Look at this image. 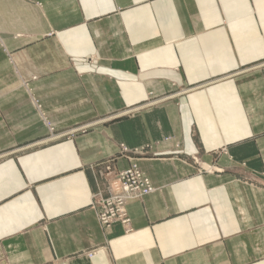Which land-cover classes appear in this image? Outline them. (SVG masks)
<instances>
[{"label": "crops", "instance_id": "1", "mask_svg": "<svg viewBox=\"0 0 264 264\" xmlns=\"http://www.w3.org/2000/svg\"><path fill=\"white\" fill-rule=\"evenodd\" d=\"M0 93V264H264V0H0Z\"/></svg>", "mask_w": 264, "mask_h": 264}, {"label": "built area", "instance_id": "2", "mask_svg": "<svg viewBox=\"0 0 264 264\" xmlns=\"http://www.w3.org/2000/svg\"><path fill=\"white\" fill-rule=\"evenodd\" d=\"M124 153L127 149L121 147ZM107 194L96 193L92 196V206L96 210L98 223L109 227L119 223L126 230H130V219L126 213V205L133 200L154 192L150 181L133 165L130 169L121 172L106 189ZM93 253L87 256L91 257Z\"/></svg>", "mask_w": 264, "mask_h": 264}, {"label": "rangeland", "instance_id": "3", "mask_svg": "<svg viewBox=\"0 0 264 264\" xmlns=\"http://www.w3.org/2000/svg\"><path fill=\"white\" fill-rule=\"evenodd\" d=\"M20 88L26 93V95H27V97H29L30 98V104L31 105H35V107H36V109H37V111H39V104H38V102L37 101H35L34 99H33V97H32V94L30 93V88H29V85H28V83L27 82H23L22 83V85L20 86ZM173 95H161V96H157V97H155L152 93H148V94H146L145 95V99L140 103V104H138V105H135L134 107H131V108H128V109H123L122 111H120L119 113H117V114H115L114 116H116V118H127V117H129V116H131V115H135V114H137V113H140V112H142V111H146L147 109H150V108H152V107H156V106H160V105H163V103H165V102H167L168 101V99L170 98V97H172ZM2 105H5V94H1L0 93V107H5V106H2ZM2 111L0 110V113H1ZM5 112V111H4ZM44 121H43V123L45 124V126L47 127V129H48V132H49V136H48V138H47V141H46V139L45 140H43V141H40L39 143L37 142L36 144H38V145H43V144H46V143H48V142H50L51 140H53L54 138H56V136H57V134L56 133H54L53 132V130H52V128L50 127V125H49V123L46 121V118H42ZM82 128V127H81ZM81 128H78L79 130H81ZM78 129H75V131H78ZM75 131H72V132H70V131H68V133H73V132H75ZM66 133V132H65ZM65 133H63V135L62 136H64V135H66ZM61 134V133H60ZM60 134H58V136L60 135ZM121 147H123L122 145H121ZM120 147V151L122 152V153H124L123 151H122V148ZM125 148V147H124ZM126 149V148H125ZM145 148L144 149H140V150H135L134 152H136L138 155H145L144 153H145ZM127 152H128V150H127ZM126 152V153H127ZM133 165H135L138 169H139V171L147 178V176L144 174V172L136 165V164H132L131 166H129L128 168H126V169H124V170H122V171H118V172H116V173H114L113 175H112V177L106 182V185H105V187H104V190L102 191V194L103 195H106L107 194V192H106V189L108 188V185L109 184H111L112 182H114V180H115V178L121 173V172H123V171H126V170H128V169H130ZM148 179V178H147ZM149 180V179H148ZM150 181V180H149ZM150 183H151V181H150ZM151 185H152V183H151ZM152 187H153V185H152ZM154 188V187H153ZM155 190V189H154ZM96 193H99V191H97V192H95L94 194H96ZM101 193V192H100ZM93 194V195H94ZM152 194V193H151ZM92 195V196H93ZM147 196V195H146ZM145 197V196H144ZM144 197H142V198H144ZM141 198V199H142ZM141 199H137V200H141ZM133 201H136V200H133ZM131 202V201H130ZM129 202V203H130ZM128 205V204H127ZM127 205H126V207H127ZM126 213H127V209H126ZM127 216H128V214H127ZM129 218V217H128ZM114 224H116V223H114ZM119 224V223H118ZM100 225V224H99ZM113 225V224H112ZM121 225V224H120ZM101 226V225H100ZM122 226V225H121ZM101 227H103V226H101ZM109 227H111V226H109ZM109 227H107V228H109ZM103 228H106V227H103ZM125 230V229H124ZM126 231V230H125ZM55 264H65V262H60V263H55Z\"/></svg>", "mask_w": 264, "mask_h": 264}]
</instances>
